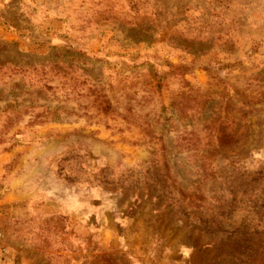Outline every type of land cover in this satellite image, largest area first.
Returning <instances> with one entry per match:
<instances>
[{
    "label": "rangeland",
    "instance_id": "rangeland-1",
    "mask_svg": "<svg viewBox=\"0 0 264 264\" xmlns=\"http://www.w3.org/2000/svg\"><path fill=\"white\" fill-rule=\"evenodd\" d=\"M0 234L6 264H264V0H0Z\"/></svg>",
    "mask_w": 264,
    "mask_h": 264
},
{
    "label": "built area",
    "instance_id": "built-area-1",
    "mask_svg": "<svg viewBox=\"0 0 264 264\" xmlns=\"http://www.w3.org/2000/svg\"><path fill=\"white\" fill-rule=\"evenodd\" d=\"M7 257H8L7 249L3 245H0V264H6Z\"/></svg>",
    "mask_w": 264,
    "mask_h": 264
},
{
    "label": "trees",
    "instance_id": "trees-1",
    "mask_svg": "<svg viewBox=\"0 0 264 264\" xmlns=\"http://www.w3.org/2000/svg\"><path fill=\"white\" fill-rule=\"evenodd\" d=\"M37 118H38V116H37ZM40 123H43V121H39Z\"/></svg>",
    "mask_w": 264,
    "mask_h": 264
}]
</instances>
